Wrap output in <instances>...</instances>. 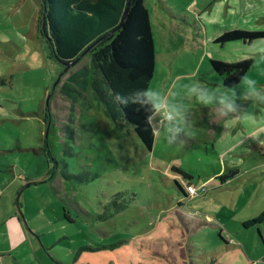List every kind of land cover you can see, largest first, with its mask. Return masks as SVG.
I'll return each mask as SVG.
<instances>
[{"label": "rangeland", "instance_id": "obj_1", "mask_svg": "<svg viewBox=\"0 0 264 264\" xmlns=\"http://www.w3.org/2000/svg\"><path fill=\"white\" fill-rule=\"evenodd\" d=\"M211 1L137 0L128 15L125 26L129 24L130 30L138 32L146 29L147 39L152 41L154 55L148 67L154 75L149 89L187 111V134L181 142L169 143L161 131L153 151H148L132 125L121 116L115 121L107 115V102L100 101L93 89L90 57L70 68L59 82L65 67L49 58L42 36L41 1L0 0V100L16 117L0 127V167L6 171L13 167L15 175L23 174L21 169L33 177L35 172L43 181L22 188L23 178L0 169V188L7 189L13 183L21 189L19 194L15 188L8 191L18 199L21 209L10 204L30 224L27 236L21 230L11 231L6 242L13 250L0 252L2 263L218 264L216 260L231 240L240 248H252L247 250L251 260L261 256L260 226L238 229L232 237H224L204 215L192 220V213L190 223L186 217L191 207L174 198L178 190L174 177L181 175L172 171V166L193 174L195 181L202 176V167H207L202 159L209 154L197 145L189 148L187 139H193L191 129L195 120H200L194 113L203 105L189 88L217 78L213 58H202L206 50L199 45L203 40L196 9L200 8H195L196 2L207 5ZM242 5L249 7L250 3L245 0ZM121 30L116 32V51L124 61H130L126 57L127 30ZM257 32H264V23ZM255 41L251 50L262 52L263 40ZM243 43L234 41L224 50L220 46L209 49L230 62L232 52L239 53L231 46ZM138 54L146 56L143 49ZM99 86L106 90L104 83ZM248 102L242 101L243 108L232 115L253 116L256 102ZM219 112L211 110L203 116L209 120ZM205 122H199L201 130L208 127ZM253 162L254 158L246 165ZM206 190L203 188L200 195ZM254 205L259 207L262 202ZM63 207L76 216V225L63 219ZM193 208L207 211L204 206ZM157 228L158 232L165 230L164 240L151 236ZM37 229L40 233L34 232Z\"/></svg>", "mask_w": 264, "mask_h": 264}, {"label": "crops", "instance_id": "obj_2", "mask_svg": "<svg viewBox=\"0 0 264 264\" xmlns=\"http://www.w3.org/2000/svg\"><path fill=\"white\" fill-rule=\"evenodd\" d=\"M242 1L245 0H212L207 5H201L200 2L195 3V8L198 6L200 8L196 9L197 22L203 40V44L200 43L199 45L204 48L203 51L206 50L202 53V58H213L211 59L213 63L212 68L217 74L216 79L208 78L207 80L209 82L205 85L212 88L230 90L237 95L244 92L241 84L244 76L256 80L257 85H262L264 88V50L262 52L251 50L255 42L258 41L251 44L244 42L242 45L231 46V48H238L239 53L232 52V60L229 62L224 58L218 57L213 52V49H209V47L220 46V49L224 50L232 42L224 45L218 44V38L236 30L257 32L259 25L264 23V0H247L250 3L249 7H243ZM215 3L223 4L220 7H214ZM262 40L264 42V39ZM231 65H235L237 67L235 71L240 70V73L232 81H229L230 77L228 73L220 74L218 71L224 66ZM206 71L212 74V70L206 69ZM150 74L153 77L154 71ZM242 101H246L247 104V100H240L238 103ZM251 102L249 101L248 103L250 104ZM262 106L264 104L256 102L255 113L251 116L252 119L246 120L240 119L239 115L225 116L220 114L208 120L203 114L211 110L220 111L219 106L216 104H203L198 107L194 116L200 118V120H195L193 129H191L190 137H193V139L188 138L187 140L191 143L189 148L197 145L202 148L204 153L209 154L208 158L203 156L202 159L204 160V165H207V167H202L203 170H200L202 176H199L200 179L197 181L194 180L195 176L193 174L181 167L177 169L175 166H172L171 170H175L181 175V177H174L176 180L175 183L178 186V190H175L174 198L178 203L182 204L186 202V205L191 207L189 208L190 212H188V217H186L190 223H192V220H196L199 215H204L214 228L220 230V235H224V237H232V234L236 233L238 229L248 231L255 226H260L258 239L264 245V223L250 228L244 225L246 222L256 219L264 212V143H261L264 141V110ZM240 107L243 108L242 105ZM9 109L11 108L4 106L0 100L1 128L8 120H14L16 118L14 116V110ZM200 121H208L205 122L208 124V127L206 129L202 128L203 130H201L199 128ZM157 138L158 133L156 134V140ZM17 147L19 151H22V148ZM26 151H29V149ZM38 153L40 152L36 154ZM253 158L254 162L246 165ZM178 160L176 159L173 165H176ZM7 168L9 171L3 170L0 167L4 172L12 173L13 177L19 175L23 178L21 184L24 185L22 188H25L26 185H38L43 182L41 180L42 176L37 178L38 175L35 172L33 173L36 176L33 177L29 174V171L26 170L24 172L21 169L23 174L20 172V174L15 175L12 169L13 167L8 166ZM181 171L188 176L185 177L181 174ZM13 185V183L10 184L7 189L0 188V252H10L13 250L12 246L9 244L7 246V242L12 237L10 236L11 231L16 232L17 230H21L27 236L28 226L30 225L23 220L19 211L14 209L10 204V202H13L16 207L18 206L21 209V204H19L18 199L12 198L8 193L9 190L15 188ZM186 185L196 187L199 192L198 195L195 197L189 196L186 192ZM203 188H207V190L203 195H200ZM17 191L19 194L21 189H17ZM256 201L262 202V205L256 207L254 205ZM196 206H204L207 209L206 213H202L200 210L193 208ZM192 213L193 218L191 220ZM177 227L182 229L178 225ZM38 229L34 232L40 233ZM32 234L34 235V233ZM151 236H154L157 240L160 237L161 240H164L162 238L166 236L165 230L158 232L157 228ZM235 245L231 240L228 247L222 249L224 252L221 258H219L220 260L217 259L216 262L218 261V264H264V249H261L262 253L260 257H254L251 260L248 253L249 251H253L252 248H240L236 245L238 249L235 248ZM146 247L151 249L149 244ZM256 249L260 251L258 246H256ZM181 255L184 256L183 252ZM0 264H4L2 263V259L0 260Z\"/></svg>", "mask_w": 264, "mask_h": 264}, {"label": "trees", "instance_id": "obj_3", "mask_svg": "<svg viewBox=\"0 0 264 264\" xmlns=\"http://www.w3.org/2000/svg\"><path fill=\"white\" fill-rule=\"evenodd\" d=\"M47 1L49 4L48 31L53 44L44 37L43 32L42 36L49 47V58L53 60L61 59L62 61L76 60L97 39L116 28L121 22L128 2V0ZM136 5L137 0H134L133 9ZM41 13L43 14V12ZM128 26L129 24L121 32L127 30V32H124L125 39L129 45L126 57L130 61H124L123 57L116 51L115 39L119 31L100 42L86 57L92 59L94 66L92 67L94 73H91L93 89L100 101L107 102V115L115 121H117V117L121 116L123 120L134 127L144 147L148 151H152L155 145L156 134L154 135L152 127H149L146 123V112L139 108L138 104L131 103V100L136 99L132 96V93L136 90L150 88L152 77L148 65L154 55V49L152 41L147 39L146 29L138 32L130 30ZM260 39H264V32L236 30L218 38L217 43L222 45L234 41L252 43ZM141 49H143L146 56H139L138 52ZM138 58L146 60H142L143 62L139 60L138 62L136 60ZM236 68L235 65L224 66L219 69L218 73H228L230 77L229 81H232L240 73V70L235 71ZM137 69L141 70L137 71ZM99 76H101V79ZM101 82L104 83L106 90H104V86L100 88L99 83ZM118 93L128 97L129 103L127 106L117 101L116 94ZM140 99L142 100L143 98ZM181 174L185 177L188 176L182 171ZM232 174L234 173L232 172ZM187 194L189 195L188 192ZM119 207L125 208L121 205ZM62 217L69 224L76 225L78 223L76 216L67 207H63ZM262 223H264V212L256 219L248 221L244 225L250 228Z\"/></svg>", "mask_w": 264, "mask_h": 264}, {"label": "clouds", "instance_id": "obj_4", "mask_svg": "<svg viewBox=\"0 0 264 264\" xmlns=\"http://www.w3.org/2000/svg\"><path fill=\"white\" fill-rule=\"evenodd\" d=\"M241 84L244 92L240 95L230 90L212 88L201 82L192 85L189 92L205 105H218L221 109L220 114L225 116L239 112L240 103L238 102L240 100L264 104V88L258 86L256 80L244 76ZM132 96L136 99L131 100V103L138 104V107L146 112V123L152 127L154 135L163 131L166 133L169 143L181 142V137L187 134L188 127L187 111L183 105L172 103L160 92L148 88L138 89L132 93ZM116 99L125 106L129 103L128 97L119 93L116 94ZM239 118L242 120L252 119L251 115Z\"/></svg>", "mask_w": 264, "mask_h": 264}, {"label": "water", "instance_id": "obj_5", "mask_svg": "<svg viewBox=\"0 0 264 264\" xmlns=\"http://www.w3.org/2000/svg\"><path fill=\"white\" fill-rule=\"evenodd\" d=\"M43 6V15H42V32L44 34V37L51 43H52V39L49 36V31H48V1L47 0H40ZM134 0H128L127 5H126V9L124 11L123 17L121 19L120 24L114 28L113 30L107 32L105 35H103L102 37H100L99 39H97L92 45H90L76 60L74 61H62L61 59H57L58 61H60L64 66L65 69L61 75V77L58 79L59 82L61 80V78L68 72V70L72 67H75L76 65H78L80 63V61L87 56L92 50L93 48H95L100 42H102L103 40H105L106 38L110 37L111 35L115 34L116 32L120 31L126 24L127 22V18L128 15L132 9ZM58 82V83H59ZM57 83V84H58ZM56 84V86H57Z\"/></svg>", "mask_w": 264, "mask_h": 264}, {"label": "built area", "instance_id": "obj_6", "mask_svg": "<svg viewBox=\"0 0 264 264\" xmlns=\"http://www.w3.org/2000/svg\"><path fill=\"white\" fill-rule=\"evenodd\" d=\"M187 189H188V192L190 193V195H192V196H195V195L198 194L197 189L195 187H193V186H189Z\"/></svg>", "mask_w": 264, "mask_h": 264}, {"label": "bare ground", "instance_id": "obj_7", "mask_svg": "<svg viewBox=\"0 0 264 264\" xmlns=\"http://www.w3.org/2000/svg\"><path fill=\"white\" fill-rule=\"evenodd\" d=\"M189 186H192V185H187V188L189 187ZM194 187V186H193ZM187 192H188V189H187ZM189 193V192H188ZM189 195H190V193H189ZM192 196V195H191Z\"/></svg>", "mask_w": 264, "mask_h": 264}]
</instances>
